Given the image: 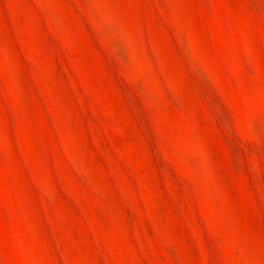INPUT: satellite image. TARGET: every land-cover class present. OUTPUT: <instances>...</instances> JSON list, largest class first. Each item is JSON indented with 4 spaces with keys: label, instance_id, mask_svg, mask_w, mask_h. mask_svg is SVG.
<instances>
[{
    "label": "rangeland",
    "instance_id": "obj_1",
    "mask_svg": "<svg viewBox=\"0 0 264 264\" xmlns=\"http://www.w3.org/2000/svg\"><path fill=\"white\" fill-rule=\"evenodd\" d=\"M0 264H264V0H0Z\"/></svg>",
    "mask_w": 264,
    "mask_h": 264
}]
</instances>
